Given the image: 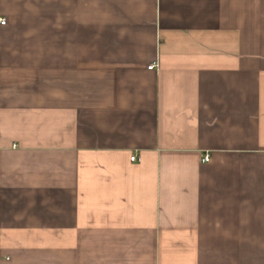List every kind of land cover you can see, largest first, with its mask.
<instances>
[{"label": "crops", "instance_id": "1", "mask_svg": "<svg viewBox=\"0 0 264 264\" xmlns=\"http://www.w3.org/2000/svg\"><path fill=\"white\" fill-rule=\"evenodd\" d=\"M0 19V264H264V0Z\"/></svg>", "mask_w": 264, "mask_h": 264}, {"label": "built area", "instance_id": "2", "mask_svg": "<svg viewBox=\"0 0 264 264\" xmlns=\"http://www.w3.org/2000/svg\"><path fill=\"white\" fill-rule=\"evenodd\" d=\"M0 23L2 25H4L6 23V21L4 19H0ZM156 67L155 64H152L148 67L149 70H153L154 68ZM132 162L136 161L137 160V157H132L131 158ZM204 162H209L210 161V157L209 155H205L204 159H203Z\"/></svg>", "mask_w": 264, "mask_h": 264}]
</instances>
